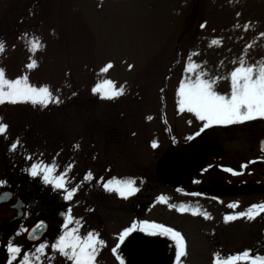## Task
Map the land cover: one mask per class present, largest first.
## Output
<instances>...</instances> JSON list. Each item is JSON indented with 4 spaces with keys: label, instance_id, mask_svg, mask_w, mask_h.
<instances>
[{
    "label": "rangeland",
    "instance_id": "rangeland-1",
    "mask_svg": "<svg viewBox=\"0 0 264 264\" xmlns=\"http://www.w3.org/2000/svg\"><path fill=\"white\" fill-rule=\"evenodd\" d=\"M261 33L264 0H0V41L5 44L0 67L9 79L27 73L31 83L49 85L60 100L46 107L30 102L0 104V122L8 125L0 135V179L9 185L33 179L26 155L45 162L55 157L58 171L74 162L69 186L78 185L77 192L103 189V182L112 177H131L136 186H143L142 195L149 196L144 203L151 223L191 231L192 220L181 221L172 187L162 185L157 174V164L172 143L170 136L181 139L203 124L193 113L179 110L176 89L185 78L184 66L191 54L198 71L207 74L203 78L225 77L216 79L214 89L228 95V73L242 55L249 64L264 61ZM25 34L39 38L43 47L30 53ZM29 56L37 61L32 70L25 68ZM108 62L113 67L100 73ZM105 79L114 81L115 87L123 85V94L113 99L94 94L91 89ZM17 138L20 146L10 151ZM247 149L241 145L227 153L243 161L246 172L253 170L243 174L245 183L259 172L248 164ZM88 171L93 179L83 181ZM132 197L135 194L128 198ZM227 200L238 204L234 209L244 210L264 203V194L223 199ZM121 206L120 229L130 219L121 216L120 209L133 210ZM211 221H204L203 228ZM247 223L249 233L236 234L245 227L232 220L225 231L228 240L250 243L243 248L234 244L228 252L250 249L261 255L253 243L261 237V225L252 219ZM185 233L191 242L193 236ZM217 233L224 230L217 228ZM197 242L204 243L198 238ZM194 254L188 256V264H204L203 257Z\"/></svg>",
    "mask_w": 264,
    "mask_h": 264
},
{
    "label": "flooded vegetation",
    "instance_id": "flooded-vegetation-1",
    "mask_svg": "<svg viewBox=\"0 0 264 264\" xmlns=\"http://www.w3.org/2000/svg\"><path fill=\"white\" fill-rule=\"evenodd\" d=\"M197 132L199 131L189 133L181 139L172 138L171 135L169 141L172 143L157 164L158 178L162 185L172 187L177 208L185 205L199 210V214L196 215H193L191 211H178L182 222L186 219L192 220L189 226L193 228L189 232L186 230L185 233L179 227L174 229L165 225L179 231L186 241V255L181 257L180 264H188V256L191 253H195V256L201 255L204 264H213L214 253L226 257L228 254H234L233 251L228 252L234 244L243 248L248 242L250 243L249 240L244 243L240 240L234 243L233 238L228 240L225 231L231 226L232 220L225 222L224 216L247 209L231 208L229 205L232 202L229 200L224 202L223 199L230 196L245 197L251 194H264V152L260 148V142L264 139V117L228 125H211L199 135H194ZM260 134L261 136L258 137ZM189 136H193V139H187ZM241 145L248 148L250 156L248 164L259 170L258 174L256 173L246 183L242 181L243 174L248 175L253 173V170L249 169L246 172L244 168H241L243 161L232 159L227 154L231 151L228 150L229 148ZM209 165L211 167H208ZM225 168H232L240 174L233 175L225 171ZM142 178L140 176V181ZM139 185H135L139 190L132 198L125 199L115 192L100 188L77 192L71 200L65 201L60 190L43 183L40 177L23 180L18 185L6 184L0 188V191L16 192L24 203L25 216L17 225L5 223L4 229L0 230V264H7L6 243L9 240L20 245L23 251L32 250L37 241L31 239L29 232H25L24 229L30 230L38 221H43L45 227L37 235L52 242L60 234L66 215L81 220L79 229L81 235L94 230L106 242L99 248L95 264H120L116 255L121 257L124 264H177L175 243L169 236L160 235L158 231L156 235H153L140 230L139 221L151 222V220L147 217L145 212L147 206L144 203V199H148L149 196L142 195L143 186L140 183ZM258 188L262 190L248 194L242 192ZM118 205L130 206L133 209L131 212L125 207L120 209L121 216L130 218L128 224L122 229L119 227ZM203 212H207L209 218L206 219ZM208 219L212 221L205 229L203 227L206 225L205 223L203 225V222ZM248 220L247 217H238L234 220L236 224L241 223L239 226L245 227L236 234L249 233ZM252 220L261 225V237L253 239V243L259 245L261 255H264V212L259 213ZM134 222L137 227L129 233L124 242L120 243L117 253L113 254L112 248L119 242V233L124 228L132 227ZM198 228H203L199 237L196 236L199 234ZM217 228L224 230V233H217ZM17 231L20 235L16 234ZM184 233L193 236L191 242L187 241ZM197 238L204 243H198ZM49 252H51L50 249ZM52 257L51 264H70V261L58 253H53ZM13 264H18V260Z\"/></svg>",
    "mask_w": 264,
    "mask_h": 264
},
{
    "label": "snow or ice",
    "instance_id": "snow-or-ice-1",
    "mask_svg": "<svg viewBox=\"0 0 264 264\" xmlns=\"http://www.w3.org/2000/svg\"><path fill=\"white\" fill-rule=\"evenodd\" d=\"M239 15L237 13V16ZM200 27L204 28L205 24H200ZM248 27V24L244 25L245 29ZM260 35L264 36V33ZM25 43L27 50L33 54L43 47L39 38L35 36L27 37L26 34ZM216 43V40L212 41V44ZM4 50L5 44L0 41V52ZM234 63L236 62L234 61ZM36 67V59L29 56L25 68L32 70ZM112 67V63L108 62L99 69V72L106 73ZM132 67L133 65H128L129 69ZM199 68V65L191 61L190 54L184 66L185 78L179 81V87L176 89L179 110L184 111L186 109L189 113H193L199 121L203 122L199 132L194 135H199L200 132H203L211 125H228L252 120L256 117H264V61L249 64L242 55L238 64L228 73L227 78L230 79V94L228 95L220 94L214 89L216 79L225 77H209L205 79L203 77L207 74L203 71H198ZM190 74H193L194 78H191ZM91 91L94 94L99 93L102 99H113L123 94L124 86L115 87L114 81L105 79L97 83ZM5 102L12 104L30 102L33 106L39 104L41 107H46L49 103L58 104L60 100L58 96L54 95L49 85L42 84L37 86L31 83L27 73L9 79L6 77V70L0 67V104ZM148 119H151V117H148ZM7 129L8 125L0 122V135L5 134ZM187 139L191 140L193 136H189ZM19 146L20 140L17 138L9 145V150L15 151ZM74 147L78 148L79 145H74ZM152 147H157L155 140L152 141ZM261 148L264 150V142L261 143ZM24 158L30 161V166L27 169L30 176L34 178L40 177L43 183L60 190L65 201L72 199L79 187L78 185L69 186V173L74 167V162L66 164L63 170L58 171L59 165H57L55 157L52 162H45L31 155H26ZM208 167H211V165ZM245 167L246 165H241L242 169ZM224 170L233 175L240 174L232 168H225ZM92 179L91 171L83 175V181H91ZM96 182L101 183V181ZM6 184V180L0 179V188ZM102 186L106 191L115 192L118 196L125 199L139 190L135 186L134 178L131 177L123 179L112 177L103 182ZM10 195L11 193L4 192L0 195V201L5 200ZM158 199L162 200L163 197ZM229 207L236 208L237 204L232 203ZM177 211H191L193 215L199 214L197 208L185 205H180ZM261 212H264V203L253 204L246 211L225 215L224 220L228 222L238 217L253 219ZM202 214L206 219L209 218L207 212ZM81 224L80 219H73L70 215H66L61 225L60 234L54 241L49 242L37 235L45 227L43 221H38L30 230L24 229L25 232H29L31 239L37 241L32 250L23 251L20 245L13 243L11 240L6 243L7 264H13L17 260L18 264H51L53 253H58L65 257L67 261H70V264H95L99 248L103 247L106 242L94 230L81 235L79 231ZM139 226L141 231L156 235L157 230H159L158 234L169 236L175 243L176 261L177 264H180L181 257L186 255V241L179 231L163 224L149 221H139ZM136 227L137 224L134 222L132 227L124 228L119 233V242L112 248L113 254L117 253L120 243L124 242L125 238ZM16 234L20 235V232L17 231ZM49 249L51 252H49ZM116 259L120 264H124L119 255H116ZM213 264H264V255H253L250 249L228 254L226 257L221 256L219 253H214Z\"/></svg>",
    "mask_w": 264,
    "mask_h": 264
},
{
    "label": "water",
    "instance_id": "water-1",
    "mask_svg": "<svg viewBox=\"0 0 264 264\" xmlns=\"http://www.w3.org/2000/svg\"><path fill=\"white\" fill-rule=\"evenodd\" d=\"M262 142H264V140ZM260 148H261V144H260ZM258 190H262V189L259 188L251 189L242 192H246L245 194H248L251 192H256ZM4 192L11 193V195L7 197L5 200L0 201V230L4 229L3 226L5 223L11 225L12 224L17 225L20 221H22V219L25 216L24 203L23 201H21L18 194L14 191L3 190L0 191V195H2Z\"/></svg>",
    "mask_w": 264,
    "mask_h": 264
}]
</instances>
